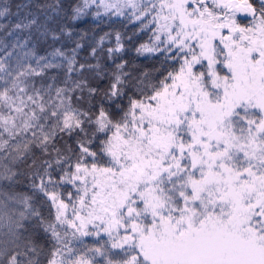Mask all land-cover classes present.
I'll return each mask as SVG.
<instances>
[{"label":"snow or ice","instance_id":"6c2138e0","mask_svg":"<svg viewBox=\"0 0 264 264\" xmlns=\"http://www.w3.org/2000/svg\"><path fill=\"white\" fill-rule=\"evenodd\" d=\"M88 3L75 7L73 18ZM127 5L138 7L135 0H125ZM104 6L122 14L117 4ZM8 11L0 8V16ZM238 13L247 25L237 20ZM149 15L157 25L156 43L137 52L163 51L179 66L155 82L145 74L126 105L109 110L94 104L98 89L86 79L71 86L66 80L65 87L27 82L20 87L14 81V96L8 88L0 91L9 110L0 113V137L31 133L26 143H17L13 159H26L33 149L54 152L63 171L54 179L53 162L44 160L42 170L29 173L31 188L53 209L51 219L33 196L0 188V264H43L45 255L47 264H101L97 256L102 264H264V0H159L158 10L154 0H146L135 18ZM53 55L65 57L60 49ZM65 59L69 74L99 68L76 69L75 49ZM51 66L40 65L41 72ZM124 66L116 65L104 93L108 101L126 95L130 74ZM33 74L40 73L29 66L17 76ZM85 88L87 109L76 106L85 102ZM29 89L25 100L20 93ZM61 133L83 134L75 141L74 171L63 168L72 160L64 153L74 150L56 146ZM7 146L8 140H0V148ZM16 175L7 165L0 169V180ZM67 184L75 193L56 190ZM68 228L79 244L101 233L108 240L101 237L100 247L85 245L80 252L68 246ZM39 231L50 243L47 252Z\"/></svg>","mask_w":264,"mask_h":264},{"label":"trees","instance_id":"16d2710c","mask_svg":"<svg viewBox=\"0 0 264 264\" xmlns=\"http://www.w3.org/2000/svg\"><path fill=\"white\" fill-rule=\"evenodd\" d=\"M82 1L0 0V8L7 7L9 10L4 16H0V65L3 66V70H0V91L8 88L9 95L14 96L18 91L12 86L14 81L20 82V87H24V82L29 85L34 84L36 87L48 84H54L55 87H65L66 80L68 81L67 86H71L73 80L86 79L90 87L98 89V95L93 98V103L97 105L102 103L106 109L112 110L115 104H127L128 95L135 94V85L144 78L145 74H148V80L155 82L166 75L168 71L178 68V62L173 63L163 51H155L147 55L141 54V51L137 52V49L145 41V39L141 38V35L145 36L148 33L143 30L137 33L141 25L130 23L128 17L114 20L107 16H95L90 12L83 18H73V9L80 6ZM32 19H35L37 23L28 27H16L17 24H28ZM238 20L242 24L248 22V20H242L239 16ZM117 35H119V44L123 47H120V51H114L109 54L106 50L111 47L117 48L115 44L117 43ZM102 37L103 40H101ZM131 37L134 38V41H130ZM77 45H80V47H77ZM94 48L96 49L95 55L92 52ZM56 49H60L65 53V57L68 58L73 56V49H75L74 67L76 69H79L80 64L99 65V68L94 71L78 70L69 74L67 71V59L53 55ZM104 53L108 55L110 60L104 57ZM41 57L45 59L40 60ZM46 63H50L53 66L41 72L40 65ZM119 64L125 65L123 71L130 74V79L126 81V95L111 102L104 97V93L112 82L116 65ZM29 66L36 69L40 74L24 77L17 76L18 72L26 71ZM147 82L145 81V83ZM28 94H31V89L27 93H20L25 100ZM74 95H81V93L77 91ZM83 95L85 96V102L76 106L87 109V88H85ZM92 110L94 112L97 111L96 108ZM25 111H28V109H25ZM0 113L9 114L8 108L2 102H0ZM11 114L15 115L14 112ZM82 137V133L79 135L74 133L71 137L61 133L55 141L56 146L59 148L70 145L74 150L73 153H64L65 155H72V160L68 164L63 165L65 170L74 171V167L70 168V165L75 164L76 156L79 154L75 141ZM30 138V132L21 134L15 139H10L8 133H4L0 137V140H8V146L0 148V169L7 165L12 172L17 173L13 181L0 180V188L9 191V194L23 193L33 196L35 205L39 208L42 215L51 219L53 209L43 194L37 193L31 188L32 179L29 173L35 171L36 168H41L42 170L41 162L44 160L53 162V168L50 171L54 179L58 180L63 171L55 164V153L51 152V150L50 155H44L39 150L33 149L34 155L29 154L26 159L14 160L13 157L17 155L15 151L17 143H26ZM104 138L103 135L99 136V139ZM98 142V140L94 141V144H98ZM93 150H96L95 147ZM33 159L37 161L34 166L32 165ZM88 162L90 163V160ZM56 190L65 196L68 192L75 193V187L70 184L57 187ZM31 223L35 224V221ZM67 231L69 234L67 239L70 241L68 246L74 250L79 249L80 252H83L85 245L88 247H100V244L96 243V241L103 243V240H108L106 235H101L103 240H101V237L95 236L83 237L84 244H79L72 237L69 228ZM37 239L44 245L47 252L50 248V243L46 235L39 231ZM112 251L118 252L119 250L113 249ZM65 255H68L66 250ZM89 258H91L90 253ZM116 259H119V257H116ZM96 260L102 264L101 257L97 256ZM42 261L43 264H47V255L42 257Z\"/></svg>","mask_w":264,"mask_h":264},{"label":"rangeland","instance_id":"374dc122","mask_svg":"<svg viewBox=\"0 0 264 264\" xmlns=\"http://www.w3.org/2000/svg\"><path fill=\"white\" fill-rule=\"evenodd\" d=\"M154 2L157 4V10H158V6H159V0H154ZM109 3V4H117L118 7H120V10L122 12V14L118 13L116 8H105V4ZM135 3L138 5L137 8H132L131 5H127L125 6V0H104V3H101V0H95V2L93 3L92 0H89L88 6L86 8H84V11L81 15H79L77 18H83L85 17L88 13L92 12V15L95 16H107L110 18L115 19H119L121 17H128L130 19V23L132 24H139L141 25V27H139L140 29H138L137 33H139L141 30L145 31L146 33H148V35L142 36L141 38L145 39V41L142 43V45H146L148 47H152L156 42L154 39V31L157 27V25L152 22L150 23V21L152 20V15H155V13H153L152 15H149L147 18L141 17V19H136V16H140V12L143 9L146 0H135ZM84 4V0L82 1L81 5L82 6ZM191 7L189 8V10H191ZM238 14H237V20H238ZM239 21V20H238ZM139 22V23H137ZM245 25L248 24L247 23H243ZM161 39H165L164 36H161ZM130 41H134V38L131 37ZM117 48H113L111 47L110 49H119L118 51H120V44L117 42L115 43ZM159 47L163 48V45H160ZM106 52H109L108 50H106ZM143 55H147L150 54L152 52H147V51H143L141 50L140 52ZM104 57L106 59L110 58L108 57V55L106 53H104ZM199 68V66H197ZM218 70L220 69L221 66H217ZM224 71H226V69H224ZM223 74V73H222ZM71 214V209H69V215ZM70 232L72 233L73 229L69 228ZM89 231H95V229L90 225L89 226ZM101 235H106L104 233H101ZM107 236V235H106ZM108 238V237H107Z\"/></svg>","mask_w":264,"mask_h":264},{"label":"water","instance_id":"95a60500","mask_svg":"<svg viewBox=\"0 0 264 264\" xmlns=\"http://www.w3.org/2000/svg\"><path fill=\"white\" fill-rule=\"evenodd\" d=\"M238 15H239V17L242 19V17L244 16V14L243 13H238ZM249 19H251L250 17H249ZM242 20H244V19H242Z\"/></svg>","mask_w":264,"mask_h":264}]
</instances>
